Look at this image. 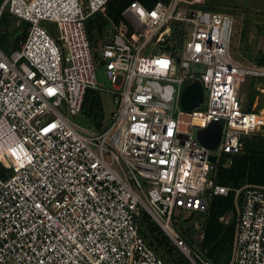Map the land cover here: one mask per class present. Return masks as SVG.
<instances>
[{
	"label": "built area",
	"instance_id": "built-area-1",
	"mask_svg": "<svg viewBox=\"0 0 264 264\" xmlns=\"http://www.w3.org/2000/svg\"><path fill=\"white\" fill-rule=\"evenodd\" d=\"M111 1L0 3V17L29 24L10 52L0 46V161L11 170L0 176V264H169L139 230L144 213L187 264H217L205 226L214 197L230 193L235 214L220 221L235 232L220 264H264V185L216 181L223 157L232 164L245 135L264 133V109L240 94L264 67L230 54L234 14L209 0H134L123 11L133 33L107 17L96 51L86 22ZM100 61L110 87L97 81ZM196 80L204 101L180 110ZM89 90L115 104L100 128L80 121ZM212 121L222 135L208 148L197 133Z\"/></svg>",
	"mask_w": 264,
	"mask_h": 264
},
{
	"label": "trees",
	"instance_id": "trees-1",
	"mask_svg": "<svg viewBox=\"0 0 264 264\" xmlns=\"http://www.w3.org/2000/svg\"><path fill=\"white\" fill-rule=\"evenodd\" d=\"M2 1L3 0H0V3ZM132 1L134 0H112L109 2L105 12L95 14L87 19V29L94 47H96L94 36L105 29L109 23L108 18L112 19L126 32V34L131 35L133 33V27L123 15L124 9ZM139 1L147 7H152L158 0ZM209 8L214 9L211 6L210 0ZM28 27L29 24L25 27L18 39L27 33ZM18 39L15 41V47L17 46ZM249 93L250 108L247 109L251 110L252 104L259 91L253 89ZM83 115L90 121L88 122V125L95 124L98 128L102 126L104 121L102 99L100 94L94 90H89L86 94L82 107V116ZM261 139L263 140L258 143V140L255 138H244V149L241 153L233 156V164L230 166H225L224 162L226 157L224 156L218 167L216 178L217 183L232 187H239L246 183L264 185V138ZM10 173L11 170L5 168L0 161V176L5 179ZM228 213L235 214L234 193H230L227 196L221 195L214 197L205 226L204 247L208 249L209 257H211L217 264L227 261L231 253L235 232L234 221L227 224L220 221V217ZM150 223L153 227L149 231L152 240H148L144 233L145 231H142V226L145 225L146 227ZM139 230L149 244L161 252L169 264H187L185 258L175 250L174 246L171 245L169 239L164 235L160 227L155 224L147 213H144L140 219Z\"/></svg>",
	"mask_w": 264,
	"mask_h": 264
},
{
	"label": "rangeland",
	"instance_id": "rangeland-1",
	"mask_svg": "<svg viewBox=\"0 0 264 264\" xmlns=\"http://www.w3.org/2000/svg\"><path fill=\"white\" fill-rule=\"evenodd\" d=\"M210 2L211 6L215 10L230 12L235 16L229 48V52L232 57L245 66L249 65L252 67H264V0H210ZM20 22L21 23H19L18 19L9 12H5L3 16L0 17V46L6 52L11 49L12 43L18 39L25 27L28 26V22L24 20H21ZM43 24L49 26L48 22H43ZM51 31L54 36L57 35L55 28L51 27ZM106 31L107 26L101 33H98L96 36H94V43L96 44L97 48L96 51H99L98 49L101 46L104 38L103 36ZM96 76L100 85L104 87L111 86V83L107 79L106 70L102 64V61H100V64L97 65ZM253 89L258 90L259 93L256 95L251 109H264V77L248 76L246 78L240 91V94L244 99L245 108H250L249 92ZM100 96L102 99L104 109L103 118L105 121L115 109V104L113 102L112 96L108 93L104 92L100 94ZM200 109L204 108L201 107ZM180 110H185L182 104H180ZM80 121L87 123V125L88 122H90L84 115L80 117ZM91 126H95V124H91ZM246 137L255 138L258 140V143H260L263 140L261 138H264V133H251L245 135V138ZM233 159L234 158L232 157V162ZM232 164H228L226 166H230ZM193 219L197 218L195 217ZM188 225L189 224L186 226V235L188 239L192 241V243L200 245L194 235L195 229L193 230ZM151 228H153L151 223L146 227L145 225L142 226V231H145L144 233L146 234L148 240H152V237L149 234Z\"/></svg>",
	"mask_w": 264,
	"mask_h": 264
},
{
	"label": "water",
	"instance_id": "water-1",
	"mask_svg": "<svg viewBox=\"0 0 264 264\" xmlns=\"http://www.w3.org/2000/svg\"><path fill=\"white\" fill-rule=\"evenodd\" d=\"M103 64V62H102ZM204 86L200 80L187 85L182 93V106L185 110H191L204 101ZM197 122V121H196ZM222 135V124L219 121H212L207 127L200 128L197 137L208 148H214L220 141ZM216 160V156H211Z\"/></svg>",
	"mask_w": 264,
	"mask_h": 264
},
{
	"label": "crops",
	"instance_id": "crops-1",
	"mask_svg": "<svg viewBox=\"0 0 264 264\" xmlns=\"http://www.w3.org/2000/svg\"><path fill=\"white\" fill-rule=\"evenodd\" d=\"M15 43H16V42H13V43H12V45H11V49H9L8 52H10L13 48H15Z\"/></svg>",
	"mask_w": 264,
	"mask_h": 264
},
{
	"label": "bare ground",
	"instance_id": "bare-ground-1",
	"mask_svg": "<svg viewBox=\"0 0 264 264\" xmlns=\"http://www.w3.org/2000/svg\"><path fill=\"white\" fill-rule=\"evenodd\" d=\"M183 118L186 119V115H184ZM201 122H203V121L202 120H197V123H201Z\"/></svg>",
	"mask_w": 264,
	"mask_h": 264
}]
</instances>
